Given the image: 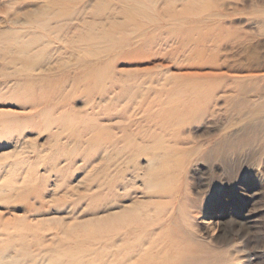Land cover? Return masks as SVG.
<instances>
[{
	"label": "rangeland",
	"instance_id": "obj_1",
	"mask_svg": "<svg viewBox=\"0 0 264 264\" xmlns=\"http://www.w3.org/2000/svg\"><path fill=\"white\" fill-rule=\"evenodd\" d=\"M144 1L0 0V264H264V0Z\"/></svg>",
	"mask_w": 264,
	"mask_h": 264
},
{
	"label": "bare ground",
	"instance_id": "obj_2",
	"mask_svg": "<svg viewBox=\"0 0 264 264\" xmlns=\"http://www.w3.org/2000/svg\"><path fill=\"white\" fill-rule=\"evenodd\" d=\"M141 1H142V0H141ZM145 1H146V0H145ZM145 1H144V2H145ZM148 1H149V0H148ZM81 2H82V1H81ZM121 2H122V1H121ZM129 2H130V1H129ZM157 2H158V1H157ZM86 3H87V2H86ZM124 4H126V5H131V4H127V3H125V2H124ZM133 4H134V3H133ZM62 5H63V4H62ZM62 5H61V6H62ZM134 5H136V4H134ZM150 5H151V4H150ZM136 6H137V5H136ZM138 6H140V5H138ZM141 6H142V5H141ZM62 7H63V6H62ZM45 17H46V16H45ZM45 17H44V18H45ZM58 18H59V17H58ZM106 18H107V17H106ZM27 19H28V18H27ZM37 22H38V21H37ZM43 22H44V21H43ZM28 26H29V25H28ZM42 28H43V27H42ZM62 28L64 29V27H62ZM23 31H24V30H23ZM27 32H28V31H27ZM13 34H14V33H13ZM15 34H16V32H15ZM20 34H21V33H20ZM17 35H18V34H17ZM7 36H9V35H7ZM19 36H20V35H19ZM25 36H26V35H25ZM28 36H29V35H28ZM28 36H27V38H28ZM3 37H4V36H3ZM3 37H2V38H3ZM0 38H1V37H0ZM6 38H7V37H6ZM8 38H9V37H8ZM8 38H7V39H8ZM12 38H13V37H12ZM9 39H10V38H9ZM18 40L20 41L21 39H18ZM4 41H5V38H4ZM16 41H17V40H16ZM1 42H3V40H2ZM6 42H7V41H6ZM9 42H10V40H9ZM9 42H8V43H9ZM8 43H7V45H8ZM1 44H2V43H1ZM29 44H30V43H29ZM30 45H31V44H30ZM13 46H14V45H13ZM10 48H12V47H10ZM22 48H23V47H22ZM15 49H17V48L14 47L13 50H15ZM27 49H28V48H27ZM0 50H1V48H0ZM13 50H12V51H13ZM21 50H22V49H21ZM4 51H5V50H4ZM10 51H11V50H10ZM24 51H25V48H24ZM28 51H29V50H28ZM45 51H47V50H45ZM45 51H44V52H45ZM7 52H8V51H7ZM13 52H14V51H13ZM13 54H14V53H13ZM13 54H12V56H13ZM12 56H11V57H12ZM8 58H10V57L8 56ZM8 58H7V59H8ZM34 58H35V57H34ZM20 59H21V58H20ZM18 61H19V60H18ZM34 61H35V60H34ZM36 62H37V61H36ZM38 62H39V61H38ZM26 63H27V62H26ZM23 65H24V64H23ZM155 257H157V256H155ZM147 258H148V257H147ZM157 258H158V257H157ZM178 259H179V258H178ZM151 260H152V259H151ZM173 260H174V259H173Z\"/></svg>",
	"mask_w": 264,
	"mask_h": 264
}]
</instances>
